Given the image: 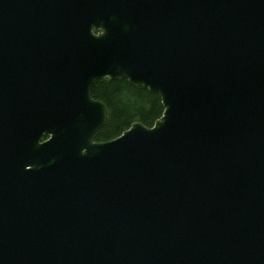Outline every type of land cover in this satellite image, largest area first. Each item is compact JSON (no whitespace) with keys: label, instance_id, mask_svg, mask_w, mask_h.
<instances>
[{"label":"water","instance_id":"obj_1","mask_svg":"<svg viewBox=\"0 0 264 264\" xmlns=\"http://www.w3.org/2000/svg\"><path fill=\"white\" fill-rule=\"evenodd\" d=\"M0 264H264V0H0Z\"/></svg>","mask_w":264,"mask_h":264},{"label":"trees","instance_id":"obj_2","mask_svg":"<svg viewBox=\"0 0 264 264\" xmlns=\"http://www.w3.org/2000/svg\"><path fill=\"white\" fill-rule=\"evenodd\" d=\"M92 96L105 103L109 109L107 124L94 136L98 142L119 136L134 122L151 127L164 111L158 94L133 85L126 79H100L92 88Z\"/></svg>","mask_w":264,"mask_h":264}]
</instances>
